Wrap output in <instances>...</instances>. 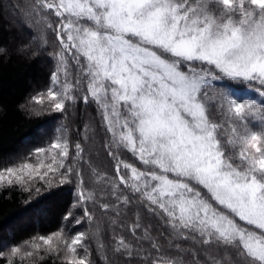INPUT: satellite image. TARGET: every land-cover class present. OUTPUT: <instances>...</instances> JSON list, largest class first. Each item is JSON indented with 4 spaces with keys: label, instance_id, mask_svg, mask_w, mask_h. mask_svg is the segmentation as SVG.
Masks as SVG:
<instances>
[{
    "label": "snow or ice",
    "instance_id": "snow-or-ice-1",
    "mask_svg": "<svg viewBox=\"0 0 264 264\" xmlns=\"http://www.w3.org/2000/svg\"><path fill=\"white\" fill-rule=\"evenodd\" d=\"M6 17L29 21L30 30L42 25L21 54L32 45L33 58L43 54L49 32L59 42L47 53L49 87L29 103L47 104L50 114L66 112L78 94L95 103L115 172L92 168L98 188L87 191L84 148L76 143L72 156L61 126L50 145L0 159L9 164L0 189L75 183L73 207L133 213L139 247L116 238L115 264H264V0H0ZM84 218L93 220L87 208L75 224ZM67 227L0 251V259L23 264L43 260L41 251L63 252L64 264H93L87 234L69 239Z\"/></svg>",
    "mask_w": 264,
    "mask_h": 264
},
{
    "label": "trees",
    "instance_id": "trees-1",
    "mask_svg": "<svg viewBox=\"0 0 264 264\" xmlns=\"http://www.w3.org/2000/svg\"><path fill=\"white\" fill-rule=\"evenodd\" d=\"M11 20L6 17L0 21V47L7 49V54L0 56V105L3 109L0 114V159L9 161L11 158L12 162H15L27 157L35 148L50 145L57 135L56 129L63 126L67 129L65 135L70 143L71 155L75 156L76 143H80L84 148V161L87 162H81L79 167L82 169L85 189L91 191L98 188L92 168H97L101 173L106 172L111 178L115 167L104 147L106 132L97 106L95 103L85 104L83 94H78V101L69 102L64 113L50 114L46 110L47 104L42 106L29 103L32 96L46 92L49 87L54 61L47 53L55 51L59 42L56 41L55 35L49 32L48 46L43 54L33 58V54L39 51L37 45H32L21 54L17 49L22 43L28 44V33L35 31L29 29V21L23 18H20L23 29L16 28L11 24ZM57 22L54 20V23ZM33 25H36L34 21ZM39 26L40 29L35 34L40 33L42 25ZM122 158L130 163L135 162L127 153H122ZM68 163H72L71 157ZM136 164L141 167L138 162ZM7 166L9 164L0 163V168ZM37 188L39 192L36 191ZM49 191H55L56 195L49 196ZM76 191L75 183L56 190L49 189L43 182H37L29 191H23L19 187L0 189V251L7 253L13 245L34 236H47L64 225L68 226L65 228V236L69 239L78 232L87 234L86 244L93 264H104L102 258L105 255L108 256V264H115L112 248L115 247L116 238L120 236L131 242L134 247H139L130 231V226L135 220L133 213L116 217L114 212H104L99 206L94 207L91 202L73 207L78 199ZM84 208L93 215V220L84 218L82 223L77 225L75 221L84 216ZM69 211L72 217L65 221L64 216ZM113 220H116L115 224L112 223ZM144 223L149 221L145 220ZM152 223L154 228L159 225L158 221ZM141 234L142 229L135 235ZM100 241L103 242L104 248L97 251ZM78 252L80 255L84 254L83 249ZM40 255L45 258L40 260L32 257L23 264H64L63 252L59 255H47L41 251ZM118 259L120 264H124L125 258ZM0 264H5V260L0 259ZM15 264H21L19 259H16Z\"/></svg>",
    "mask_w": 264,
    "mask_h": 264
},
{
    "label": "rangeland",
    "instance_id": "rangeland-1",
    "mask_svg": "<svg viewBox=\"0 0 264 264\" xmlns=\"http://www.w3.org/2000/svg\"><path fill=\"white\" fill-rule=\"evenodd\" d=\"M11 24L14 25L16 28H20V27L22 28V26H21V22H20V19H12V20H11ZM39 27H40L39 25H33V26H32V30L35 31V32H36V31L38 32V30L40 29ZM22 29H23V28H22ZM25 32H27V31L25 30ZM35 32H33V33H28V32H27V33H28V40H29V41H30V39H31V36L34 35ZM37 34H38V33H37ZM91 138H92V137H91ZM94 147H96V146H94ZM96 148H97V147H96ZM41 215L44 216V213H42Z\"/></svg>",
    "mask_w": 264,
    "mask_h": 264
}]
</instances>
